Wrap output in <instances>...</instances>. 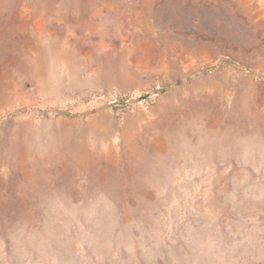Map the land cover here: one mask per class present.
I'll return each mask as SVG.
<instances>
[{"label":"rangeland","instance_id":"obj_1","mask_svg":"<svg viewBox=\"0 0 264 264\" xmlns=\"http://www.w3.org/2000/svg\"><path fill=\"white\" fill-rule=\"evenodd\" d=\"M0 264H264V0H0Z\"/></svg>","mask_w":264,"mask_h":264}]
</instances>
